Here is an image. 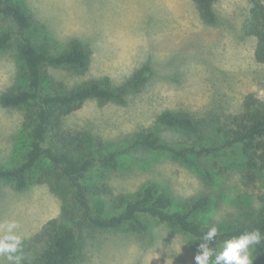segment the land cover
I'll list each match as a JSON object with an SVG mask.
<instances>
[{
    "label": "rangeland",
    "instance_id": "374dc122",
    "mask_svg": "<svg viewBox=\"0 0 264 264\" xmlns=\"http://www.w3.org/2000/svg\"><path fill=\"white\" fill-rule=\"evenodd\" d=\"M23 2L34 28L41 30L34 34L47 33L59 49L76 39L90 51L89 64L79 73L50 69L66 88L103 76L117 87L143 67L150 69L143 84L127 93L124 102L89 99L67 119L70 127L101 137L109 150L121 151L114 167L105 171L116 192L133 196L151 183L171 197L174 210H186L191 202L207 196L208 206L195 214L196 219L220 228L255 214L260 204L244 185L245 168L240 164L231 162L220 169L195 156L192 164L145 147L125 151L134 136L151 127L155 115L165 109L184 110L196 117L202 130L198 140L213 144L217 142L215 126L243 112L246 94L253 92L264 99V63L254 58L256 39L245 36L241 27L248 0H216L214 23L206 20L195 0ZM20 67L14 44L0 49V95L21 85ZM22 117V109L0 104L3 166L17 164L27 149ZM157 134L175 144L194 143L196 138L167 128L158 129ZM258 186L264 191V172ZM61 205L50 185L33 176L23 190L0 180V235L8 222L15 221V233L28 241L59 214ZM147 220L145 232L84 227V260L76 264H194L201 240ZM0 264L8 261L0 257ZM253 264L264 262L253 253Z\"/></svg>",
    "mask_w": 264,
    "mask_h": 264
},
{
    "label": "trees",
    "instance_id": "16d2710c",
    "mask_svg": "<svg viewBox=\"0 0 264 264\" xmlns=\"http://www.w3.org/2000/svg\"><path fill=\"white\" fill-rule=\"evenodd\" d=\"M195 1L206 20L214 23L216 0ZM248 2L242 31L256 39L254 58L264 63V0ZM0 23V49L14 44L21 61V85L3 92L0 104L23 110L21 130L27 138L21 161L10 167L0 164V180H8L16 190H23L33 176L48 183L62 202L57 216L49 219L31 239L22 240L21 264H76L84 260V227L145 232L149 218L201 240L211 226L196 219L195 214L208 206L207 196L197 198L186 210H174L171 197L151 183L133 196L116 192L105 171L114 167L121 151L109 150L101 137L67 124L68 116L89 99L124 102L125 95L146 80L149 67H143L117 87L108 76H103L66 88L50 74V69L81 72L89 64L88 49L76 39L59 49L47 33L34 34L41 30L34 28L36 24L23 0H0ZM243 108L242 113L215 126L216 143L198 140L201 123L189 112L165 109L155 115L153 127L141 130L125 148L164 151L185 163H192L191 157L195 156L211 161L214 168L221 169L231 162L245 168L244 185L255 194L260 206L253 216L228 228L218 227L219 235L209 245L215 250L224 240L242 232L253 228L264 232V191L258 186L264 172V99L250 92L244 97ZM166 128L193 135L195 141L166 142L157 134L158 129ZM207 175L211 177L209 171ZM253 253L257 261L264 262V242Z\"/></svg>",
    "mask_w": 264,
    "mask_h": 264
},
{
    "label": "clouds",
    "instance_id": "9594fccd",
    "mask_svg": "<svg viewBox=\"0 0 264 264\" xmlns=\"http://www.w3.org/2000/svg\"><path fill=\"white\" fill-rule=\"evenodd\" d=\"M17 224L10 221L4 226V234L0 235V257L8 264H21L19 255L22 237L15 233ZM219 235V229L213 225L203 234L194 255V264H253V250L264 242V232L259 228L242 232L222 242L219 250L210 247V243Z\"/></svg>",
    "mask_w": 264,
    "mask_h": 264
}]
</instances>
